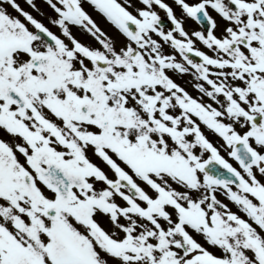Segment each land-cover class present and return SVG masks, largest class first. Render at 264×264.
Wrapping results in <instances>:
<instances>
[{"label":"snow or ice","instance_id":"6c2138e0","mask_svg":"<svg viewBox=\"0 0 264 264\" xmlns=\"http://www.w3.org/2000/svg\"><path fill=\"white\" fill-rule=\"evenodd\" d=\"M24 3L0 0V264H264V0Z\"/></svg>","mask_w":264,"mask_h":264},{"label":"rangeland","instance_id":"374dc122","mask_svg":"<svg viewBox=\"0 0 264 264\" xmlns=\"http://www.w3.org/2000/svg\"><path fill=\"white\" fill-rule=\"evenodd\" d=\"M20 4H21V7L25 8L26 11H29L30 10V8H28L25 3H20Z\"/></svg>","mask_w":264,"mask_h":264},{"label":"flooded vegetation","instance_id":"af4514ba","mask_svg":"<svg viewBox=\"0 0 264 264\" xmlns=\"http://www.w3.org/2000/svg\"><path fill=\"white\" fill-rule=\"evenodd\" d=\"M36 2H37V4H38V6H40V4H41V0H36ZM14 15H15V13H13ZM34 15H35V13H33ZM39 18V17H38Z\"/></svg>","mask_w":264,"mask_h":264}]
</instances>
